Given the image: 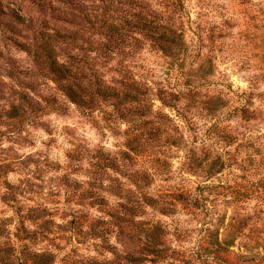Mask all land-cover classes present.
Segmentation results:
<instances>
[{"label": "rangeland", "instance_id": "obj_1", "mask_svg": "<svg viewBox=\"0 0 264 264\" xmlns=\"http://www.w3.org/2000/svg\"><path fill=\"white\" fill-rule=\"evenodd\" d=\"M183 1L164 52L179 22L135 21L173 0H0V264H264V0ZM79 6L140 41L96 60L85 108L22 47Z\"/></svg>", "mask_w": 264, "mask_h": 264}, {"label": "trees", "instance_id": "obj_2", "mask_svg": "<svg viewBox=\"0 0 264 264\" xmlns=\"http://www.w3.org/2000/svg\"><path fill=\"white\" fill-rule=\"evenodd\" d=\"M96 8L97 10L88 6L65 10L59 8V14L64 16V23L74 25L76 30L70 31L66 27L61 30H44L38 33L40 44H36V48L22 45L36 64L42 67L47 75L52 76L53 81L61 85L66 95L84 108L85 105L93 103L96 95H105L110 90V86L104 90L95 91L93 89V78L98 76V69L95 68L96 60L123 54L125 49H129V52L132 53L136 50L137 45L140 44L139 40H135V42L129 41V43L124 37L122 38L128 30L124 26L115 25L108 20V17L110 18L109 12L111 11L109 7H103L100 13H97L98 6ZM121 12L125 13V11ZM126 14L128 15V13ZM125 15L122 17H126ZM16 16L19 20L20 16ZM164 18H169V20L165 21ZM135 22H179L176 30H170V26H159L161 37L157 38L155 42L160 50L167 52L172 50L177 44V39L182 40L184 37L182 29L184 22H192V20L185 2L183 0H173L172 8L170 10H161L160 14L155 15V20L139 18ZM197 22L201 21L197 20ZM133 28L148 29V26L144 24L142 28L140 26H133ZM168 31L169 35L167 36ZM85 34H88V37L85 38ZM96 34L102 36L101 41L92 40V37ZM115 34L121 37L114 40L112 35L114 36ZM63 46H65L64 50L70 48L76 50L77 53L69 54L68 60H62L58 52L62 51ZM145 96L146 93L140 91L132 96L130 102L140 105L145 100ZM125 97L130 98L128 95ZM138 206L136 205L135 207ZM157 239L158 236L155 237V232L153 231L146 238L152 253H159L158 250L156 251ZM50 256L48 253L39 255L42 259H39L37 264H48ZM125 259L131 263L138 264L140 256L136 252H130Z\"/></svg>", "mask_w": 264, "mask_h": 264}]
</instances>
